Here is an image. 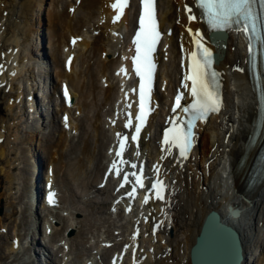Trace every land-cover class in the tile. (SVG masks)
I'll list each match as a JSON object with an SVG mask.
<instances>
[{"label":"bare ground","instance_id":"obj_1","mask_svg":"<svg viewBox=\"0 0 264 264\" xmlns=\"http://www.w3.org/2000/svg\"><path fill=\"white\" fill-rule=\"evenodd\" d=\"M115 1L0 0V93L3 92L4 101V114H0V170L5 175L0 177V187L3 186V181H15V173L9 175L8 169L5 168L6 164L12 163L16 169H21L24 177V183H21L26 190L25 197L28 198L31 190L36 187L30 179L32 170L28 168V159L34 154L38 156L31 148H35L36 143L40 142L44 150L41 164L43 175L46 176L47 169L52 167L54 183L61 191L60 202L58 209L43 205V209L47 211L46 215H38L37 207L33 209V206L26 202L23 206L26 212L24 217L30 222L27 226L28 232L33 233L34 239L40 245L44 242L40 241V237L50 248L53 245L50 239L59 238L55 246L59 248L58 252L65 251L59 258V263L63 261L62 264H77L76 257L81 259V264H134V261L138 264H198L199 262H192L190 250L201 233L206 215L211 211L217 212L223 222L237 231L241 256L239 264H264V181L253 187L247 196L244 193L246 191L242 178L246 176L255 153V146L246 151L244 141L250 131L251 120L256 114V100L245 70L244 45L242 40L233 34H228L221 42L218 48L221 54L216 63L224 72L223 110L219 115H212L207 122L198 123V141L188 159L178 158L173 154L163 161L156 159L165 149L162 148L163 151L159 148L161 143L157 134L153 137L152 134L147 136V132H151L148 126L142 130L138 143L129 142V151H126L128 156L124 153L115 158L121 159V162L126 157L128 165L134 163V157L137 156H143L148 161L156 159L162 162L170 192L165 202L150 198L149 202L145 203L139 197L129 204V199H121V189L116 186L117 179L111 172L105 176L109 177L104 180L106 185L98 188L103 172L107 169V166L102 165V160L107 157L106 148L116 131L120 135L124 132L117 124L120 118L114 119L125 105L120 101L119 95L121 94L124 100L132 98L129 75L120 73L121 68L128 67L130 63L126 57L119 61L118 52L122 49L127 55L131 51L129 31L134 22L132 9L138 4V0H129L119 22H114L115 11L112 5ZM184 3L187 6L192 5L191 0H161L158 3L161 8V23L165 28L171 27L172 33L168 35L166 32L169 48L164 59L161 50L160 55L156 54V60L161 66L159 89L162 93L158 92L159 102L154 104L158 109L154 115L155 119L151 120V127L155 124L162 129L183 73L179 44L183 50L191 47V37L183 28H202L197 19L187 20L189 14H196V10L184 14ZM59 6L62 7L61 10H58ZM71 6L76 8L74 13L67 10ZM91 25L93 31L102 29L101 34L93 35L92 29L87 33V28ZM43 27L47 29L48 43L45 45L44 42L40 47L38 43L44 34ZM115 30L120 33L119 36H114ZM71 36L77 38L74 47L68 46L67 40ZM207 43L213 46L210 41ZM34 44L38 47L31 50V47L35 48ZM42 48L47 49L45 55L48 54V48L50 49L53 67L54 77L51 75V79H47V88L51 89L53 86L55 94L56 90L59 91L61 81H65L69 86L72 101L66 105L61 100V104L56 105L52 98L53 93L49 91L45 94L53 102V105L49 104L53 114L44 109L43 117H54V130L37 134L35 141L29 137L26 130L40 124L37 122L29 127L25 124L21 103L28 93L33 95L32 100H37L33 86L29 87L28 81L31 80L32 83L36 82L37 77H45L41 75V70L38 71L40 74L36 75L35 68L29 63L32 58L45 62ZM71 52H74V57L70 68L67 69L64 68V59ZM33 54L34 57H31ZM45 63L47 65V62ZM237 66L243 67L244 70H237ZM44 70L46 72L47 68ZM40 83L45 84L44 79H41ZM5 87L9 90L6 91ZM47 88L42 87L41 93L46 92ZM236 92L241 95V99L234 98ZM116 96L119 101L115 103L113 120L109 119L111 127L106 126L108 120L104 118L105 107L112 105ZM59 97L61 99L60 94ZM128 103L127 106L133 111L134 102L129 100ZM39 105L44 107L42 103ZM24 111L27 113L25 109ZM80 113H83L81 118L75 116L81 115ZM64 114L69 117L67 123L61 120V115ZM120 115L125 117L123 113ZM46 121L43 129H47ZM125 125L123 124V127ZM25 144H28L26 148ZM134 146L141 148L139 155H133L131 148ZM112 153L109 151L108 156H112ZM12 154L13 161L10 159ZM243 154V164L234 171ZM196 165L205 166L200 174L194 170ZM48 178L52 179L51 176ZM14 197L16 191L12 195L11 190L8 200L11 210L17 207L11 202ZM79 203H84V206ZM229 205L238 210L234 215L230 214ZM126 206L130 207L127 212ZM49 210L52 211V218L58 217L54 223L52 220L47 221ZM116 212L118 220L123 221L120 233L115 231L113 226H109L110 223L115 225L116 220H112L111 215ZM5 215L7 216V213ZM96 216L103 219L105 224L102 230L96 229L97 238L92 240L87 233L97 222L94 221ZM40 217L43 222L41 235L37 229ZM157 218H166V221H169L171 234L168 233V224H163L157 233L153 234V222ZM47 223L53 226L50 239L45 238L44 229ZM34 224H37L36 228ZM14 226L15 224L8 223L10 230L7 229L5 235L0 236V258H7L12 250L18 248V241L8 245ZM69 229L73 234L67 232ZM64 233L66 237L60 245L59 241ZM203 235L202 247L199 251L196 250L198 261L202 264H223L225 260H229L227 264H230L236 257L238 260L239 256L235 254L237 250L231 248L229 238L216 229L211 221ZM107 243L110 244L109 247H106ZM20 247V252L33 254L36 251L27 242L22 243ZM122 251H125V255L120 261ZM115 254L119 256L116 261L112 260ZM142 255L144 259L140 258ZM30 264L38 263L32 261ZM40 264H51V260Z\"/></svg>","mask_w":264,"mask_h":264},{"label":"snow or ice","instance_id":"obj_2","mask_svg":"<svg viewBox=\"0 0 264 264\" xmlns=\"http://www.w3.org/2000/svg\"><path fill=\"white\" fill-rule=\"evenodd\" d=\"M142 11L139 16L140 31L136 32V55L133 56V63L135 66V74L140 77L139 84V100L140 113L136 116L137 121H143L145 102L148 98V93L151 90V82L153 76L154 63L151 59V53L159 40L160 33L156 28V17L154 9V0H141ZM197 6L207 7L211 10L209 15V24L213 29H233L240 31L245 30L248 33L249 44L254 35L264 31V0H196ZM128 4V0H117L112 5L113 8L119 7L120 12L116 15L115 21H118L123 13L124 7ZM259 5V9H257ZM189 13L192 8L186 5ZM191 19H196V16L190 15ZM191 33L192 30L189 29ZM199 37V39H196ZM258 39L264 42V36L257 35ZM203 37L197 31L194 34L193 43L195 44V51L191 55L190 74L186 76V80L191 81L190 95L193 101L189 105H181L182 95L176 96L175 107L181 108L186 114H189L188 119H180V125L184 127L174 126L173 140L177 142L179 147V155L185 157L191 150L192 143L195 139L194 127L198 120H203L211 112L219 111L218 89L219 85L216 82L217 73L212 70L213 67V53L210 48L205 47L201 41ZM252 51L250 47V52ZM124 71V69H121ZM186 87V85H185ZM65 97L68 96L67 88L64 90ZM130 107V106H129ZM66 118V117H65ZM125 127H130L126 124ZM141 132V124L137 123L135 126L136 135H132L131 140L136 141L138 134ZM120 135V134H118ZM125 144H120V151L115 155L120 157L125 151ZM139 155V153H137ZM121 163H128L127 160H122ZM135 168L136 165L132 164ZM116 170V175L120 176L122 169H117L116 162L113 161L110 172ZM153 171H158L154 169ZM130 177H135V184H139L140 188H145L141 177L137 176L135 172L124 173L123 182L120 187H125L126 184L133 183ZM133 184L132 192L127 193L128 196L135 194L136 188ZM151 190L155 192V198L164 201V192L167 191V186L160 182H153L150 185ZM53 193H49V202H52ZM144 202L148 203V196H145ZM163 226V222H160Z\"/></svg>","mask_w":264,"mask_h":264},{"label":"rangeland","instance_id":"obj_3","mask_svg":"<svg viewBox=\"0 0 264 264\" xmlns=\"http://www.w3.org/2000/svg\"><path fill=\"white\" fill-rule=\"evenodd\" d=\"M42 29H44V27ZM43 31H44V34H43V36H41L42 39H40V41L38 43L39 46L41 45L42 42L43 43L45 42V44H47V40H48L47 29H44ZM38 32L40 33V31H38ZM48 60L49 59L47 58V61ZM40 62H41L40 60L37 61V63H40ZM50 62H51V60H50ZM51 65H52V62H51ZM51 68H52V66H51ZM36 69L38 71L41 70L39 64H38L37 68H35V70ZM43 69H45V67ZM47 74H49L48 71H47ZM45 79H46V81H48L47 80L48 79L47 76H46ZM45 79H44V81H45ZM2 97H3V92L1 91V93H0V114H4V112H3L4 101H2ZM234 98L235 99H241V95H239L236 92ZM52 118H54V117H49L48 118L47 116H45V119L47 120L46 121L47 125L45 127L47 129H45V128L43 129V126L36 125L35 127H31L28 130H26V133L28 135H30L29 137L34 138L35 141H37V134H41L42 132H46V133L50 132L51 129L54 130V128H53L54 124H53ZM36 145H37L36 146V150H34V151H36L37 155H39V162H40V164H42L44 150L41 147V145H39V142H37ZM24 146L26 148L28 146V144H25ZM37 148H38V150H37ZM33 149H35V148H33ZM33 149L31 148V150H33ZM13 155L14 154H12L10 156L11 157L10 159L12 161L14 159ZM31 158H36V155L35 154L32 155ZM203 167H205V166L204 165H196L194 167V170L197 173L200 174L201 169ZM5 168L8 169L9 175L15 173L16 179H15V181L13 183H7V182L3 181V183H2L3 186L0 187V219H1L0 228H1L2 224H4L3 227H6V230H7L8 229V227H7L8 223L15 224V226L12 228L13 232H12L11 236L9 237L8 245H10V243L14 242L13 241L14 238H16V239L19 238V240H17L18 241V248L12 250L11 254L7 258H5V259L0 258V264H30V262H32V261H35L36 263L40 264V263H47V261H49V260H51V264H57V262H55V261H59V258L61 257V254H63L65 252V251L63 253L58 252L59 248H57L55 246V243L58 242L59 238L57 240L50 239L51 238L50 233L48 234L47 232H45V238H49L50 242L53 243L52 247L50 248L45 243L44 239H42L40 237V241H44V243L41 242V245H40V243L36 239H34L33 233L32 232H28V227L27 226L29 225L30 222L25 220L24 213H26V212H24V210H23V208H24L23 206H25V203H26V201H25L26 200V197H25L26 190L23 187L24 185L22 184V183H24V177H23V175L21 173V169H19V168L16 169V167L12 163L11 164H6ZM39 175H38V178H39ZM4 176L5 175L0 170V177H4ZM38 178H37V180H38ZM12 184H14L13 188H12ZM36 187H38V186H36ZM11 190H12V195H14V193L16 191V197H14L12 199V201H11L13 204L17 205L15 210H14V208H13V210H11V208L8 205L9 204L8 200L10 199V191ZM170 198L173 199V196H171ZM79 204L83 205L84 203H79ZM54 208L58 209L57 207H54ZM82 209H83V207H82ZM38 211L41 212V209L38 208ZM6 213H7V216L5 215ZM86 214H87V211H86ZM51 215H52V211L49 210L48 215H47V217H48L47 221L51 220L50 219V218H52ZM118 218L119 217L117 216V212L113 213L111 215V219L112 220H116V222H115V225L110 223L109 226L110 227L113 226V228H115V231H118V233H120L121 232V223L123 221L122 220H118ZM55 219L57 221L58 217L55 218ZM94 221H97V222L94 223V225L91 227V229H88V233H87V235L92 240L97 238L96 235H95L96 229L99 228L100 230H102L104 228V224H105L103 219L101 220V218L99 216H96ZM40 225L42 226L41 217H40ZM34 226L36 228L37 224H34ZM48 226H49V224L47 223L46 227H48ZM50 227H51V231H52V227L53 226L51 225ZM9 230H10V228L8 229V231ZM5 233H6L5 231L4 232L0 231V236L5 235ZM66 233H64L63 238H62V240L59 241V243H61V244L63 243V240L66 237ZM71 233H69V234H71ZM40 235H41V230H40ZM24 242L30 243L29 246L36 250L35 253L31 254V253H26L25 251H23V252L21 251L20 252V248H21L20 246ZM0 243H1V240H0ZM54 248H57V253L59 254V258L57 257L56 253L53 255V253H54L53 249ZM25 256H27L28 259H30V260H26ZM80 260H81L80 258L76 257V263L81 264L79 262Z\"/></svg>","mask_w":264,"mask_h":264},{"label":"water","instance_id":"obj_4","mask_svg":"<svg viewBox=\"0 0 264 264\" xmlns=\"http://www.w3.org/2000/svg\"><path fill=\"white\" fill-rule=\"evenodd\" d=\"M210 221H211V223L214 224V227L216 229L222 231L226 235V237L229 238V240H230L229 244L231 245V248L233 247L234 251H235V249L237 250V253H235V254H236V256H239V258L237 260V257H236L235 258L236 260L232 261L230 264H239L241 256H240V246H239V239H238L237 231L232 226L221 221L218 213L215 211H211L206 215L205 222L202 226L201 233L197 237L196 242L191 247L190 253H191L192 262H199L198 264H202L200 261H198V256L196 254V250L198 249V251H199V249L202 247L201 246V238H202V236H204L203 235L204 231H205L208 223H210ZM227 261H229V260H225V263H223V264H227Z\"/></svg>","mask_w":264,"mask_h":264}]
</instances>
